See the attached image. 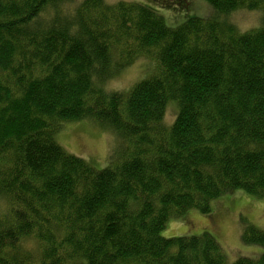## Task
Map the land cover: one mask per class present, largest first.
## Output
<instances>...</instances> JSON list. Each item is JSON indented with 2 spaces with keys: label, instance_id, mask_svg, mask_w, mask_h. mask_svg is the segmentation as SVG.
<instances>
[{
  "label": "trees",
  "instance_id": "obj_1",
  "mask_svg": "<svg viewBox=\"0 0 264 264\" xmlns=\"http://www.w3.org/2000/svg\"><path fill=\"white\" fill-rule=\"evenodd\" d=\"M204 1L215 17L172 28L138 3L0 0V264H229L210 233L162 235L235 192L264 201V0ZM240 10L262 26L240 33ZM140 58L152 75L106 91ZM81 121L122 138L119 162L58 143Z\"/></svg>",
  "mask_w": 264,
  "mask_h": 264
},
{
  "label": "rangeland",
  "instance_id": "obj_2",
  "mask_svg": "<svg viewBox=\"0 0 264 264\" xmlns=\"http://www.w3.org/2000/svg\"><path fill=\"white\" fill-rule=\"evenodd\" d=\"M82 0H76L81 2ZM107 5L121 2L138 3L164 16L169 27L175 28L190 18L215 17L212 7L204 0H104ZM263 14L259 11L240 10L233 13L230 22L240 33L262 26ZM155 63L140 58L107 81L106 91L128 92L136 84L154 73ZM177 116L176 104L169 105L165 124L171 126ZM58 143L70 154L84 159L97 170H103L119 162L125 142L120 136L108 132L91 121L66 124L57 136ZM252 225L264 231V201L242 191L224 196L211 204V214L189 212L184 218L172 219L163 232L164 238L198 236L210 233L219 242L229 264L241 258L257 260L264 248L245 244L242 236Z\"/></svg>",
  "mask_w": 264,
  "mask_h": 264
}]
</instances>
